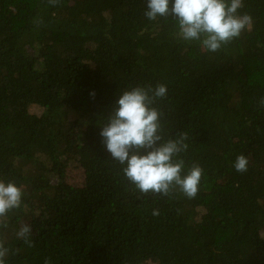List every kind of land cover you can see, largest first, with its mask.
I'll use <instances>...</instances> for the list:
<instances>
[{"label": "trees", "instance_id": "obj_1", "mask_svg": "<svg viewBox=\"0 0 264 264\" xmlns=\"http://www.w3.org/2000/svg\"><path fill=\"white\" fill-rule=\"evenodd\" d=\"M243 3L251 27L213 53L147 0H0V180L24 193L5 264H264V0ZM160 83L164 140L187 132L184 172L204 169L195 199L142 195L102 144L119 95Z\"/></svg>", "mask_w": 264, "mask_h": 264}, {"label": "clouds", "instance_id": "obj_2", "mask_svg": "<svg viewBox=\"0 0 264 264\" xmlns=\"http://www.w3.org/2000/svg\"><path fill=\"white\" fill-rule=\"evenodd\" d=\"M60 0H48L50 5ZM243 0H147L144 16L150 21L158 18L177 21L174 36L187 42H199L201 50L217 52L241 36L252 25V17L241 15ZM167 86L157 84L134 87L119 95L107 122L102 126V144L112 160L124 165L123 176L142 195H162L172 198L177 191L188 199H195L201 185L204 169L194 163L185 173V161L180 154L187 152V132L177 139L164 140L161 125L163 113L154 105L167 97ZM264 105V99L261 100ZM249 160L240 154L232 164L243 174L248 171ZM23 189L14 182L0 180V221L8 213L19 209L23 202ZM159 210L152 212L159 216ZM0 227L6 225L0 224ZM29 246L31 228L23 226L17 233ZM9 249L0 240V264H5ZM45 264H51L45 261Z\"/></svg>", "mask_w": 264, "mask_h": 264}, {"label": "rangeland", "instance_id": "obj_3", "mask_svg": "<svg viewBox=\"0 0 264 264\" xmlns=\"http://www.w3.org/2000/svg\"><path fill=\"white\" fill-rule=\"evenodd\" d=\"M68 181L76 185H82L84 182V173L82 170L69 171Z\"/></svg>", "mask_w": 264, "mask_h": 264}]
</instances>
